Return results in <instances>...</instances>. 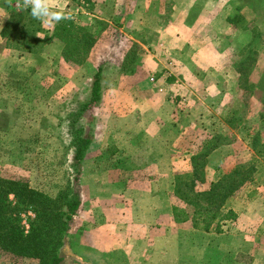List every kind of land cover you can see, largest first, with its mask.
I'll use <instances>...</instances> for the list:
<instances>
[{"label": "rangeland", "instance_id": "374dc122", "mask_svg": "<svg viewBox=\"0 0 264 264\" xmlns=\"http://www.w3.org/2000/svg\"><path fill=\"white\" fill-rule=\"evenodd\" d=\"M146 3L149 19L155 11L170 9L171 1L51 0L54 11L71 15V20H63L67 26L81 27L94 37L84 57L66 61L60 56L61 43L46 40L57 23L49 26L35 19L24 0H0V34L9 21L15 24L10 38L0 35V178L21 179L49 197L63 190L77 193L80 206L60 249L63 259L78 254L87 227L102 216L100 201L114 204L115 199L98 187L106 181L103 176L115 185L117 195L124 191L119 185L137 180L138 172L152 175V167H131L123 157L130 126L148 112V94L140 93L141 83L156 78L159 71L168 73L162 68L172 62L164 48L157 54L155 30L137 22ZM228 12L227 18L238 17L229 24L230 34L214 37L206 46L212 49L205 52L207 58L214 63L205 70L209 79L195 85L193 95L180 103L174 104L168 89L170 103L162 109L166 120L158 131L160 138L165 133V142L172 143L175 136V143L182 145L174 148L176 154L180 151L179 161L169 167L172 189L174 177L187 178L192 168L197 191L206 190L235 166H242L247 178L224 206L234 209L235 218L220 233L213 227L194 232L189 222L178 232L172 229L170 241H179L180 253L169 264H252L253 256L257 264H264V0H230ZM17 14L19 20L13 16ZM20 28L22 35L17 34ZM28 48L33 53L26 52ZM98 67L99 102L83 110ZM179 109L186 111L180 116ZM77 131L88 134L91 144L75 185ZM169 197L170 203L175 200L172 191ZM0 264L37 263L0 254Z\"/></svg>", "mask_w": 264, "mask_h": 264}, {"label": "crops", "instance_id": "0c3cea01", "mask_svg": "<svg viewBox=\"0 0 264 264\" xmlns=\"http://www.w3.org/2000/svg\"><path fill=\"white\" fill-rule=\"evenodd\" d=\"M170 1V9L166 12L155 11L156 15L148 19L145 13L148 2L140 8L144 10L141 21L133 18L141 27L151 26L155 30L159 47L157 54L164 48V54L167 53L172 61L169 66H160L168 73L159 71V76L141 83L144 91L140 93L144 97L148 94V112L143 121L140 118V122L130 126V133L124 142V160L140 170L152 167V175L148 178L143 172H138L140 176L137 180L130 179L119 185L124 191H119L117 195L115 185L108 181L109 177L101 178L106 180L105 183L100 181L98 185L94 182V193L97 192V185L100 191H107L106 194L115 199V208L114 204L103 205L104 200L100 201L97 208L102 216L87 227L80 240L78 254L65 255L62 264H169L179 256V241H170V234L172 229L178 232L179 228L189 223L174 222L172 218L169 196L173 177L169 169L171 164L179 161L177 154L180 151L176 154L174 148L182 145L175 143L178 140L175 136L172 143L165 142V133L160 138L158 127L166 120V112L162 109L165 103H170L168 89L173 93L174 104L180 103L188 97L187 94L193 95L195 85L198 88L199 84L209 79L205 70L214 63L210 57L207 58L205 52H212V49L206 46L213 42L212 38L223 39V35L230 34V25L226 22L230 15V0ZM190 44L198 46L190 47ZM216 65L219 66L220 62ZM185 111L179 109L177 112L181 116ZM121 194L123 197L119 196ZM227 222L231 223L225 221L221 229L227 227ZM256 258L253 256L252 264H257Z\"/></svg>", "mask_w": 264, "mask_h": 264}, {"label": "trees", "instance_id": "16d2710c", "mask_svg": "<svg viewBox=\"0 0 264 264\" xmlns=\"http://www.w3.org/2000/svg\"><path fill=\"white\" fill-rule=\"evenodd\" d=\"M13 16L19 20L21 14ZM237 20V16L226 18L230 25ZM66 23L63 20L57 23L46 40L61 43L60 56L63 60L82 58L93 45L94 37L83 28L69 27ZM11 24L12 21H9L4 26V31L0 34L2 38H10L14 34L15 24ZM23 32L25 31L20 28L17 34L22 35ZM35 44L37 41L33 46ZM26 52L33 53L29 48ZM101 71L102 68L98 67L92 76L83 110L99 102ZM90 144L88 134L83 131L75 132L72 157L75 185H78L81 161ZM195 159L191 158V162ZM246 178L242 166H235L229 173L209 183L206 190L197 191L195 184L198 179L194 168L187 178L174 177L172 198L175 200L170 206L174 222H189L192 229L204 233L213 227L215 233H220V224L235 218L234 212L225 210L224 206L235 196ZM176 201L183 207H178ZM79 206L77 193L70 190H63L55 197H49L32 189L21 179L0 178V254L14 259L36 261L37 264H62L60 249L68 225Z\"/></svg>", "mask_w": 264, "mask_h": 264}, {"label": "clouds", "instance_id": "9594fccd", "mask_svg": "<svg viewBox=\"0 0 264 264\" xmlns=\"http://www.w3.org/2000/svg\"><path fill=\"white\" fill-rule=\"evenodd\" d=\"M25 7H31L32 16L46 25H53L62 20H71V15L60 11H54L51 0H24Z\"/></svg>", "mask_w": 264, "mask_h": 264}]
</instances>
